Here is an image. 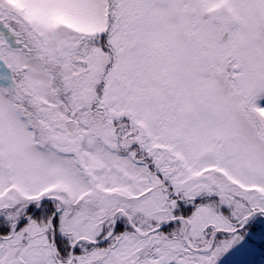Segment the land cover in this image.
Wrapping results in <instances>:
<instances>
[{
	"label": "snow or ice",
	"instance_id": "1",
	"mask_svg": "<svg viewBox=\"0 0 264 264\" xmlns=\"http://www.w3.org/2000/svg\"><path fill=\"white\" fill-rule=\"evenodd\" d=\"M0 264H264V0H0Z\"/></svg>",
	"mask_w": 264,
	"mask_h": 264
}]
</instances>
